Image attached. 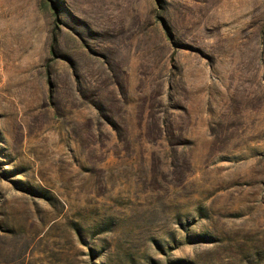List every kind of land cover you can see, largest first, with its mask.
I'll list each match as a JSON object with an SVG mask.
<instances>
[{
	"label": "rangeland",
	"instance_id": "1",
	"mask_svg": "<svg viewBox=\"0 0 264 264\" xmlns=\"http://www.w3.org/2000/svg\"><path fill=\"white\" fill-rule=\"evenodd\" d=\"M0 264H264V0H0Z\"/></svg>",
	"mask_w": 264,
	"mask_h": 264
}]
</instances>
